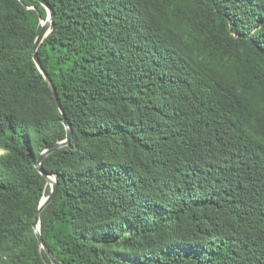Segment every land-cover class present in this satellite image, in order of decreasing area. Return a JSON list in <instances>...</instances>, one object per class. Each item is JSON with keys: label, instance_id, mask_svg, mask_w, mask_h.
I'll list each match as a JSON object with an SVG mask.
<instances>
[{"label": "trees", "instance_id": "obj_1", "mask_svg": "<svg viewBox=\"0 0 264 264\" xmlns=\"http://www.w3.org/2000/svg\"><path fill=\"white\" fill-rule=\"evenodd\" d=\"M43 1L56 264H264V0ZM46 19L0 0V264H51Z\"/></svg>", "mask_w": 264, "mask_h": 264}, {"label": "water", "instance_id": "obj_2", "mask_svg": "<svg viewBox=\"0 0 264 264\" xmlns=\"http://www.w3.org/2000/svg\"><path fill=\"white\" fill-rule=\"evenodd\" d=\"M38 1L46 10L47 12V19L42 22L41 24V29L34 41V46H33V50H32V61L35 64V66L37 67V69L39 70V72L42 74L44 80L46 81V83L48 84V87L50 88V91L52 93V96L54 98V101L58 107L59 112L62 115V119H61V123L65 128V140L59 142V143H55L54 145H52L51 147H49L48 149L44 150L36 164L35 167L37 169V171L45 178L46 180V184L49 186L50 188V192L49 195L47 197H45V199H41L38 205V209L34 215V221H33V231H34V235L38 241L39 247L45 252V254L47 255L49 261L51 264H56L52 253L49 251V249L47 248V246L45 245V243L42 240L41 234H40V220H39V216H40V212L46 207V205L48 203L51 202V200L53 199V197L56 194L57 191V186H58V176L57 175H48L46 173L43 172L42 167H41V163L43 161V159L49 155L50 153H52L54 150L61 148L63 146L68 145L69 143V138H70V127L67 124L66 120H65V115L64 112L61 108V104H60V100L59 97L56 93V90L52 84V81L50 80V78L48 77V75L46 74V72L44 71V69L41 66V63L39 61V58L37 56V49L39 47V45L42 43L43 39L48 35V33L50 32V28L52 25V10L51 8L43 1V0H36Z\"/></svg>", "mask_w": 264, "mask_h": 264}, {"label": "bare ground", "instance_id": "obj_3", "mask_svg": "<svg viewBox=\"0 0 264 264\" xmlns=\"http://www.w3.org/2000/svg\"><path fill=\"white\" fill-rule=\"evenodd\" d=\"M43 199H45V198L43 197Z\"/></svg>", "mask_w": 264, "mask_h": 264}]
</instances>
